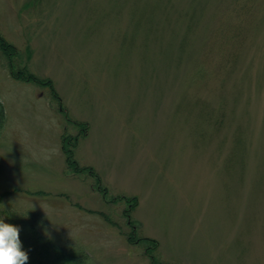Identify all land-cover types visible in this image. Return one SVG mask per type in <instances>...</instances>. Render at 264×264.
<instances>
[{"label": "rangeland", "instance_id": "obj_1", "mask_svg": "<svg viewBox=\"0 0 264 264\" xmlns=\"http://www.w3.org/2000/svg\"><path fill=\"white\" fill-rule=\"evenodd\" d=\"M0 33L41 78L0 49V191L45 193L15 207L87 264H156L104 188L160 262L264 264V0H0Z\"/></svg>", "mask_w": 264, "mask_h": 264}, {"label": "trees", "instance_id": "obj_2", "mask_svg": "<svg viewBox=\"0 0 264 264\" xmlns=\"http://www.w3.org/2000/svg\"><path fill=\"white\" fill-rule=\"evenodd\" d=\"M0 49L7 59V65L13 77L26 81L41 82V78L30 71L28 65L24 64L23 56L18 48L10 42L3 34L0 33ZM75 125H81L86 128L87 124L73 120ZM6 124V110L3 101L0 99V135ZM69 135H63V150L67 155V162L70 169L75 174L88 172L96 177L100 182L101 178L97 176L94 170L88 166H81L75 159V149L78 138L74 137L70 140ZM105 199L109 202L129 204L123 210L124 216L128 220L130 231L127 233V239L131 244L143 246L147 254H151L153 263L156 264H172L160 262L154 253L156 251V241L150 237L138 236L136 233V222L131 218V207L135 204L133 197L127 195L114 196L108 199V190H103ZM19 193L38 195L44 191L20 188H5L0 191V219L5 223L15 225L20 228V239L22 242V250L28 253L29 259L27 264H87L90 260L89 253L82 247L65 246L57 242L52 235L45 232V222L38 212L33 210H22L15 207L10 201L11 198ZM45 194V193H44ZM134 202V204H133ZM104 217L110 222L113 220L102 211ZM137 234V233H136Z\"/></svg>", "mask_w": 264, "mask_h": 264}, {"label": "clouds", "instance_id": "obj_3", "mask_svg": "<svg viewBox=\"0 0 264 264\" xmlns=\"http://www.w3.org/2000/svg\"><path fill=\"white\" fill-rule=\"evenodd\" d=\"M28 259L22 250L20 228L0 219V264H27Z\"/></svg>", "mask_w": 264, "mask_h": 264}]
</instances>
